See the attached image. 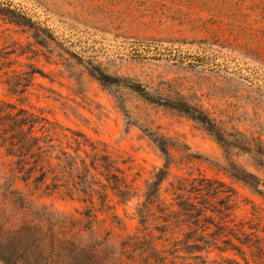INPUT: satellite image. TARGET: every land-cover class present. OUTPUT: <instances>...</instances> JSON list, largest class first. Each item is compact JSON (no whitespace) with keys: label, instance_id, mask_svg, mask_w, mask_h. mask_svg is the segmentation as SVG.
<instances>
[{"label":"rangeland","instance_id":"rangeland-1","mask_svg":"<svg viewBox=\"0 0 264 264\" xmlns=\"http://www.w3.org/2000/svg\"><path fill=\"white\" fill-rule=\"evenodd\" d=\"M16 47L28 52L12 54L6 69L24 71L32 62L44 71L34 76L24 104L125 153L139 195L163 158L138 126L126 124L115 95L91 73L95 67L178 89L228 129L264 141V0H0V49ZM123 92L133 117L175 141L170 180L205 176L223 181L236 191L229 225L258 229L264 236L263 197L221 168L227 160L213 136L183 114ZM0 97L16 100L3 83ZM235 159L264 179V163L257 170L248 154ZM8 164L0 150V165L7 169ZM138 200L116 202V219L98 213V235L115 250L128 235L142 234ZM37 203L58 215L78 217L82 209L62 193L39 196ZM45 222L0 199V264H94L68 246L70 230H51ZM174 235L183 238L181 231ZM170 246L168 240L157 243L158 250ZM219 253L210 252L216 259L211 264H229L225 257L259 264L249 250L248 263L232 251ZM179 254L184 256L175 264H196L187 253ZM122 259L141 264L136 251L124 252Z\"/></svg>","mask_w":264,"mask_h":264},{"label":"trees","instance_id":"trees-1","mask_svg":"<svg viewBox=\"0 0 264 264\" xmlns=\"http://www.w3.org/2000/svg\"><path fill=\"white\" fill-rule=\"evenodd\" d=\"M27 52L24 47L0 49V83L5 85L8 95L16 97H0V150L9 158L7 169L0 165V199L4 203H15L34 218L46 221L51 230H70L68 246L88 263L124 264L122 254L136 251L141 264H175L178 257L184 256L179 254L183 251L196 264H211L216 261L209 257L214 250L232 251L248 263L249 250L259 264H264V236L259 235V230L247 232L243 225L237 229L229 225L227 218L235 208V189L205 176L170 180L175 141L158 127L133 117L123 91L136 93L148 104L176 111L198 123L222 148L227 163L221 168L264 199V179L235 159L248 154L259 170L264 163V141L260 136L228 129L202 104L178 89L154 86L136 77L95 67L91 73L115 95L126 124L138 126L163 158L139 195L135 177L129 173L131 159L125 153L81 130L65 127L42 108L24 104L34 76L44 75V71L32 62L26 63L24 71L6 68L13 63L12 54L20 56ZM52 193L78 200L82 205L79 216L58 215L45 204L37 203L39 196ZM134 196H139L135 210L142 234L128 235L122 249L115 250L107 237L98 235V213L109 212L116 219V202L127 203ZM175 229L181 231L183 238L174 235ZM166 240L171 246L158 250V241ZM131 257L135 262L136 257ZM224 259L229 264H241L231 257Z\"/></svg>","mask_w":264,"mask_h":264}]
</instances>
